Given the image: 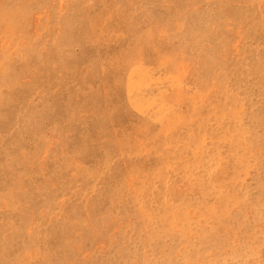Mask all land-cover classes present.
Instances as JSON below:
<instances>
[{
    "label": "rangeland",
    "instance_id": "1",
    "mask_svg": "<svg viewBox=\"0 0 264 264\" xmlns=\"http://www.w3.org/2000/svg\"><path fill=\"white\" fill-rule=\"evenodd\" d=\"M0 264H264V0H0Z\"/></svg>",
    "mask_w": 264,
    "mask_h": 264
},
{
    "label": "bare ground",
    "instance_id": "2",
    "mask_svg": "<svg viewBox=\"0 0 264 264\" xmlns=\"http://www.w3.org/2000/svg\"><path fill=\"white\" fill-rule=\"evenodd\" d=\"M169 25V24H168ZM153 36V35H152ZM184 36V35H183ZM186 40V39H185ZM181 41V40H180ZM182 46V45H181ZM211 59V58H210ZM210 61V60H209ZM215 62V61H214ZM175 74V73H174ZM176 77V76H175ZM163 99V98H162ZM168 119V118H167Z\"/></svg>",
    "mask_w": 264,
    "mask_h": 264
}]
</instances>
